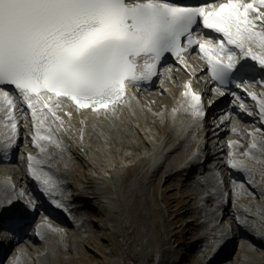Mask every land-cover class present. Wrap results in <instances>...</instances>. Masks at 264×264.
<instances>
[{"label": "snow or ice", "instance_id": "snow-or-ice-1", "mask_svg": "<svg viewBox=\"0 0 264 264\" xmlns=\"http://www.w3.org/2000/svg\"><path fill=\"white\" fill-rule=\"evenodd\" d=\"M260 8L264 0H0V144L15 143L26 106L33 147L41 153L50 144L60 147L55 133L65 123L61 113L69 121L73 115L64 110L65 101L76 114L115 113L129 106V86L150 82L167 53L187 68L184 55L198 47L211 78L221 84L244 68L238 69L241 59L264 70ZM201 24L219 36L201 34ZM184 88L182 107L194 119L203 117L200 95L188 83ZM248 95L264 119V94ZM27 160L42 189H53L50 175L39 167L43 161L32 155ZM229 166L242 167L238 161ZM9 210L0 205V230ZM21 219L22 214L9 216L7 222L16 226Z\"/></svg>", "mask_w": 264, "mask_h": 264}, {"label": "bare ground", "instance_id": "bare-ground-1", "mask_svg": "<svg viewBox=\"0 0 264 264\" xmlns=\"http://www.w3.org/2000/svg\"><path fill=\"white\" fill-rule=\"evenodd\" d=\"M259 11H264V8H260ZM255 50L259 52V49L254 48L253 51ZM184 64L187 65V68L180 62L176 65L179 72L177 80L172 73L173 70L168 73L167 80L173 87L170 94L167 88L164 89L159 85L155 86L154 91L147 92L154 82L151 87L142 89V91L137 87L129 86L128 93L132 97L129 106L118 107L115 113L107 116L103 111L98 117L87 110L76 114L75 110L65 103L64 110L72 112L73 115L69 121L68 117L61 113L65 123L63 128L55 133L61 146L56 147L54 144H50L45 153H41L38 148L33 147L31 115L25 109V115L18 117L17 137L18 140H21L23 149L28 147L31 153L24 156H22L23 153L19 156L15 155L10 163L0 162V170L5 172L4 177H0V205L5 209H10L5 211V218L13 216L12 211L21 208V205L15 202L18 194L11 188L12 180L24 181L26 176H29L27 160L29 155L36 156L43 161L39 167L50 175L54 183V188L50 192L59 197L63 193L64 180H67V183L76 189L84 188L87 196L90 194L94 196L91 200L94 204L87 206L84 210L89 212L90 209H93L98 212L96 202L103 208H105L104 204L109 205L107 208L111 215L108 216V222L111 224L114 217L121 216L124 211L128 210L129 205L134 201L135 194L142 191V188H139L140 184H145L157 171H160L176 150L188 149L187 155L183 156L174 167L166 170L172 171L171 174L176 176H173L172 179H177L178 184H182L184 172L191 165L189 160L195 158L197 150H199L196 143L201 129L199 119H194L190 111H186V106L182 107L186 98L181 93L185 91V83L190 84L191 91L196 93L201 86L196 84L202 78L201 74H198L194 69V62L190 56L184 57ZM234 94L235 104L239 107L243 104L244 108L237 111L238 108H233V105L228 102V98L218 101L223 108L220 113L221 117L222 114L225 115L231 111L234 114L233 118L236 119L230 120V114H228L225 126H221L223 134L220 133V135H224L226 132L230 133L223 140V146L225 148L227 146V150L220 149L214 162L209 160L202 166L205 169L204 176L206 177L204 178H208L207 176L213 169L211 167L216 161L228 159L227 162H229L240 159L241 153L238 149L245 141L240 136L242 133L247 134L248 144L246 141L243 144L245 146L247 144L244 150L250 155L241 159V168L234 169L229 166L238 176L237 182L231 185L233 190L231 198L225 196L226 190H219L213 185H196L193 181L190 182L191 187L187 191V196L196 201L195 208L201 212V234L206 239L205 244H202L198 249L196 264H219L216 261L230 247V236L235 234L233 233V224L239 226L242 237L245 239L240 245L239 251L242 254L239 259L240 264H264V254L252 251L253 245L264 248V119H261L259 105L251 96L238 94L237 91ZM253 94H256L259 99L264 94V89L254 90ZM256 119L257 122L254 121ZM230 122L239 127L233 125L235 129L232 130L231 127H228ZM216 135L214 138L217 137ZM253 143L256 145L255 148L250 147ZM214 145L212 151L215 152V149L217 151L220 145L218 143H214ZM207 153L209 152L206 151ZM84 156L90 158V161L85 162ZM71 159H75L77 162H71ZM78 166L87 172L81 171L78 174H72L70 168ZM193 168L191 169L194 170L195 168ZM219 173H222L218 175L219 177L224 176V168L220 169ZM85 174L87 175L86 179H84ZM76 176H80L79 181ZM250 187L258 192L256 195L253 191L255 194L252 195V198L255 199V202L249 199L250 193L246 192V189ZM170 189L171 186L168 184L165 191L174 190ZM141 194L143 193L141 192ZM50 205L52 206L51 202ZM228 209L231 212H227ZM68 213L73 222L61 219L59 214L53 213L48 218L56 225L41 218L16 231L10 242V247L15 252L12 263L22 264L24 259L29 258L33 259L34 264L61 263L58 260L59 251H66L70 254L73 252L65 244V241L70 238V234L66 233L62 227L75 228L76 234H82L81 229L84 228V220L73 214L72 209ZM230 213L234 217L226 223L222 222L225 215H230ZM222 214L224 215L220 218ZM139 215L140 212H138ZM94 221L97 223L99 220ZM93 226L99 231L105 229L103 224H94ZM113 228L116 231L118 226L114 225ZM141 230L144 228L142 227ZM83 239L90 241L92 236L88 234ZM53 251L55 257H52ZM193 252L194 249H188L186 254ZM175 259L182 262L184 260L179 256ZM66 262L83 264L84 258L79 255L77 262L72 257Z\"/></svg>", "mask_w": 264, "mask_h": 264}, {"label": "rangeland", "instance_id": "rangeland-1", "mask_svg": "<svg viewBox=\"0 0 264 264\" xmlns=\"http://www.w3.org/2000/svg\"><path fill=\"white\" fill-rule=\"evenodd\" d=\"M171 70H173L172 73L177 80L179 78L177 68L173 67ZM169 72L170 70L166 72V75L164 74L165 76L158 79L147 92L154 91L156 89L155 86L159 85L163 86L164 89L167 88L170 94L173 87L167 80ZM228 102L230 105L235 103V101L231 99ZM233 119L235 118H233L232 115V121ZM233 125L236 127L238 126L230 122L228 127H231L233 130L235 129ZM207 126L211 127L210 122H208ZM228 135H230V133H224V135L218 139V144L221 145L220 142L226 139ZM240 135H243L241 137H245L244 133ZM220 149L226 151L227 146L226 148L222 146L219 150ZM238 151L239 153H244V147H240ZM188 152V149L176 150L171 154V157L166 161L165 166L160 169V171H157L153 177L148 179V182L139 185L142 191L135 194L134 201L129 205L128 210H126L127 212L124 211L121 216L114 217L112 224L118 226L116 231L115 229L99 231L93 226L96 223L93 224L92 219L99 220L101 223L104 217L106 223L109 219L108 216L111 215L110 211L100 209L99 207L97 208L98 212L90 209L89 212L85 210V212L83 211L80 213V217L84 220V228L81 229L82 234H76L75 228L62 227L66 233L70 234V238H68V241H65V244L68 248H71L73 252L70 254L66 251H59L58 260L61 261L59 264H69L66 261L71 257L77 262L79 255H82L84 258L83 264H173V261L175 264L177 260H174V258L177 256H179V258L183 257L184 260L183 262L179 260L176 264H196L198 249L206 242L205 236L201 234V212L195 208L196 201L187 196V191L191 187L190 182L178 184L175 179H172V171H166L174 167L183 156L188 154ZM16 156H19V153ZM71 160V162H77L75 159ZM225 162L226 161H218L217 163L224 164ZM70 169H72V174L85 171L79 166L74 168L71 167ZM86 177L87 175L85 174L84 179H86ZM76 179L79 181L80 176H76ZM168 184H170L171 189H174L173 191H165ZM141 192L143 194H141ZM249 199L255 202L252 196ZM228 208L230 209V207ZM229 209L227 212H230ZM87 212L89 213L88 215ZM138 212H140L139 216ZM224 214H222L221 217ZM225 216L222 222L226 223L232 216H230V218H227L228 215ZM41 218L42 216L38 213L34 221ZM188 220L192 221L189 225L187 223ZM142 227L144 230H141ZM187 230H191L192 232L189 233ZM176 231L179 232L177 233ZM181 231H183L182 234L180 233ZM172 232H175L174 234L178 239H176L174 235H171ZM184 233H186V235ZM88 234L92 236V240L90 241L83 239V237ZM187 237L189 239L187 242L189 243L187 245L182 244L181 240L186 241ZM242 240L244 239L238 240L239 243H241ZM252 247V251H258L261 255L264 254L263 247H257L255 245ZM188 249H194V252L186 254ZM239 250L240 245L237 247L232 245L216 263L240 264L239 259L242 254ZM237 251H239V253H236ZM52 254V257H55L54 251ZM14 256L15 252L10 248L3 264H13ZM22 264H34V261L31 258L24 259Z\"/></svg>", "mask_w": 264, "mask_h": 264}]
</instances>
